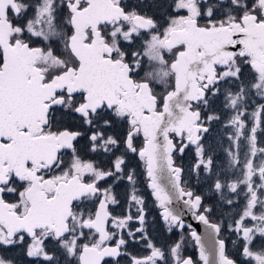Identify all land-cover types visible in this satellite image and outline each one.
Instances as JSON below:
<instances>
[{"label": "snow or ice", "instance_id": "1", "mask_svg": "<svg viewBox=\"0 0 264 264\" xmlns=\"http://www.w3.org/2000/svg\"><path fill=\"white\" fill-rule=\"evenodd\" d=\"M0 264H264V0H0Z\"/></svg>", "mask_w": 264, "mask_h": 264}, {"label": "flooded vegetation", "instance_id": "2", "mask_svg": "<svg viewBox=\"0 0 264 264\" xmlns=\"http://www.w3.org/2000/svg\"><path fill=\"white\" fill-rule=\"evenodd\" d=\"M208 239H210V238H206V240H208Z\"/></svg>", "mask_w": 264, "mask_h": 264}]
</instances>
